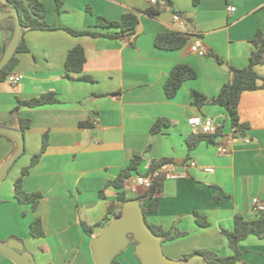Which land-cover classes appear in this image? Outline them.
Here are the masks:
<instances>
[{
	"label": "crops",
	"instance_id": "obj_1",
	"mask_svg": "<svg viewBox=\"0 0 264 264\" xmlns=\"http://www.w3.org/2000/svg\"><path fill=\"white\" fill-rule=\"evenodd\" d=\"M40 1L48 23L57 29L24 34L29 51L17 55L12 71L24 79L15 86L7 80L0 84V125L10 123L19 100L54 92L57 102L20 108V117L31 121V129L25 135L23 166L0 183V241L18 240L36 264H95L92 240L121 209L119 190L110 183L140 155L138 171L123 183L128 198L148 192L132 187L130 181L149 174L154 161L167 159L181 174L160 183L158 210L145 215L148 223L175 237L163 242L165 255L176 261L195 250L232 255L222 229L232 230L236 215L257 219L253 200L264 201V88L245 92L240 99L243 136L235 135L225 107L210 102L199 106L193 93L212 100L233 82L232 68L249 65L257 50V33L264 37V0H199L197 6L193 0H169V4L163 0L156 4L151 0H60V10L56 0ZM230 7L236 11L230 13ZM156 9H160L157 15L148 14ZM9 10L7 0H0V14ZM127 13L139 18L136 33L130 36L77 37L64 30H96L98 17L118 21ZM175 14L185 23L175 22ZM7 31L0 27V53ZM174 32L186 38L182 48L168 51L156 46L158 35ZM197 41L206 51L203 57L191 51ZM76 46L84 48L86 63L83 72L70 79L65 64ZM178 65L190 67L196 77L170 99L165 84ZM255 70L264 78V62ZM195 116L213 118L221 136L214 143L202 141L190 149L186 140L198 131L188 121ZM159 119L171 126L151 134ZM45 134L47 149L23 178L25 192L43 195L33 211L31 205L16 200L15 182L40 153ZM221 146L229 152L221 153ZM13 153L14 144L0 135V167ZM192 162L196 166H190ZM196 214L210 226L201 227ZM36 219L42 222V238L31 235L30 225ZM82 223L91 226L92 232L86 233ZM240 248L243 257L237 264H264V238L250 236ZM126 250L118 257L119 264H141L134 245ZM0 264L15 263L0 254ZM183 264L205 263L194 258Z\"/></svg>",
	"mask_w": 264,
	"mask_h": 264
},
{
	"label": "trees",
	"instance_id": "obj_2",
	"mask_svg": "<svg viewBox=\"0 0 264 264\" xmlns=\"http://www.w3.org/2000/svg\"><path fill=\"white\" fill-rule=\"evenodd\" d=\"M58 9H61V1L56 0ZM167 4H169V0H163ZM10 8L16 11L20 16V21L22 25V35L19 45L11 58L9 64L0 71V84L5 82L7 76L14 70L16 65L18 64L17 55L19 53L28 52L29 49L24 41V34L28 31H51L56 30L57 28L52 27L47 21V11L44 4L40 0H7ZM194 6H197L199 0H193ZM160 12V9L149 11V15L155 16ZM139 25L138 15L135 13H127L124 14L123 17L118 21H110L104 17H98L96 30L94 29H84V30H74L71 28H64L65 31L70 33L73 36L83 37H100L105 36L108 38L117 39L120 37L130 36L136 33L137 27ZM1 28H6L7 30H15V21L14 19H7L0 23ZM105 30L107 33H103ZM9 39L7 38L4 42V48L0 53V59L4 54V50L9 44ZM186 43V38L180 33H166L160 34L157 36L155 44L158 48L163 50H177L182 48ZM254 44L257 47V50L253 52L250 57L249 65L245 68H232L234 73V80L232 83L225 85L219 95L212 100H208L204 95L194 92L193 96L195 98L196 104L199 106L204 105L205 103H213L215 105H219L225 107L228 111L232 125L236 129V136H243L245 125H242L240 122L239 116V103L242 95L245 92L255 91L261 88H264V78H261L255 68L259 64L264 62V37L259 31L254 40ZM86 63V55L85 50L82 46H76L73 48L67 57L66 60V76L70 79L74 78L75 74H81L84 69V65ZM196 77V72L188 66L178 65L176 66L170 73L166 84H165V92L168 98L172 99L176 96L177 92L183 86V84L189 80ZM82 80H90L89 77H81ZM259 81H262L263 84L260 86ZM57 102L56 96L54 92L46 93L39 98L30 99V100H19L18 106L14 108L12 111L10 126L14 129L21 131L24 136L26 135V131L31 129V121L29 119H24L20 117V108L22 106H26L29 108H38L50 104H54ZM89 123H83L82 126H88ZM5 126V125H0ZM171 126V123L165 119H159L151 128V134L160 133L163 128ZM3 136V135H1ZM220 135L219 129H217L214 134H204L197 132L193 134L186 140V143L190 149L195 148L200 142L207 141L209 143H214L215 139H217ZM10 140L14 144V151L16 150L15 142L6 136H3ZM47 138L48 134H45L43 137V145L39 154L35 155L32 158L31 165L22 171V176L17 179L15 182V198L18 203L22 205H31L33 211H37L40 202L43 199V195L41 193H27L23 190V178L29 173L30 169L38 164L39 159L44 154L47 149ZM25 153V152H24ZM24 155V154H23ZM142 156L135 155L129 165L120 173L119 179L116 181H112L110 184L114 186L118 193V200L121 203V209L118 215L122 212L123 205L130 200H137L141 203V206L148 200H150L149 205L146 208H143L144 215L148 213H154L158 210L159 207V198L156 197V194L159 191L160 185L156 184L152 189L148 190V192L142 196L141 198H128L126 193L122 190L123 183L131 177V175L138 171V168L142 162ZM170 163L169 160L163 159L160 161H154L150 164L149 171L153 172L158 168L163 167L164 165ZM13 167V166H12ZM11 167V169H12ZM10 169V170H11ZM9 170V172H10ZM8 172V173H9ZM7 173V175H8ZM6 175V176H7ZM6 176L4 178H6ZM116 215V216H118ZM115 216V217H116ZM146 219V218H145ZM196 219L198 224L207 228L210 226L209 221L205 218L196 214ZM111 219H107V221L102 226H107ZM148 223V221L146 220ZM150 228L154 231L155 234L161 236L164 241L173 240L175 237L171 235V233L164 232L160 228L148 223ZM83 229L86 233L92 232V227L87 225L86 223H82ZM31 235L34 238H42L45 236V232L42 226V222L40 219H36L30 225ZM222 235L225 237L228 243V247L232 251V255L230 256H222L217 252L209 251V250H195L190 254H186L183 258V262H188L194 258H201L203 263L205 264H237L242 261L243 252L240 248L241 243L244 242L250 236H256L258 238H264V211L257 212V219L255 220H247L242 215H236L234 220V228L232 230L222 229ZM3 242V241H1ZM3 243H6L4 241ZM130 245H137V242L134 240L131 241ZM124 252V251H123ZM122 252V253H123ZM121 253V254H122ZM120 254V255H121ZM118 255L112 264H119Z\"/></svg>",
	"mask_w": 264,
	"mask_h": 264
},
{
	"label": "water",
	"instance_id": "obj_3",
	"mask_svg": "<svg viewBox=\"0 0 264 264\" xmlns=\"http://www.w3.org/2000/svg\"><path fill=\"white\" fill-rule=\"evenodd\" d=\"M14 19L15 30L7 31L9 44L0 59V71H2L13 57L22 35V25L19 14L9 10L0 14V23ZM0 135L11 138L16 144L14 153L0 167V183L7 175L11 167L25 152V136L7 124L0 126ZM137 242L135 254L141 264H183V261H175L165 255L163 251V238L154 233L146 222L143 207L137 200L127 201L120 215L101 231L92 240L91 248L95 264H112L115 258L125 251L131 241ZM0 254L4 255L15 264H36L32 254L25 250L24 245L18 240H10L7 243L0 241Z\"/></svg>",
	"mask_w": 264,
	"mask_h": 264
},
{
	"label": "built area",
	"instance_id": "obj_4",
	"mask_svg": "<svg viewBox=\"0 0 264 264\" xmlns=\"http://www.w3.org/2000/svg\"><path fill=\"white\" fill-rule=\"evenodd\" d=\"M152 4H156V0H151ZM228 11L230 13H233L236 11L234 7L228 8ZM173 19L175 22L178 23H185L182 16L179 14H175L173 16ZM191 51L193 53H196L200 57H203L206 55V51L202 48L200 42H195L191 46ZM264 59V58H263ZM24 79V76L22 74L11 72L7 76V82L11 85H17L20 84ZM189 124L194 127L198 132L204 133V134H214L216 133L218 129V125L216 124V121L211 117H203V116H195L189 119ZM229 142V141H228ZM220 152L223 154H227L229 152L228 148L226 146L220 147ZM190 166H196L195 162H192ZM206 172H212V169H206ZM181 176L180 173H177L175 170V165L173 164H166L161 168L156 169L153 172H150L147 175H138L131 179L130 185L132 187H143L145 190L152 189L156 184L160 185L165 180H172L177 179ZM253 203L256 207L257 212L264 211V201L259 199H254ZM68 264V263H67Z\"/></svg>",
	"mask_w": 264,
	"mask_h": 264
},
{
	"label": "rangeland",
	"instance_id": "obj_5",
	"mask_svg": "<svg viewBox=\"0 0 264 264\" xmlns=\"http://www.w3.org/2000/svg\"><path fill=\"white\" fill-rule=\"evenodd\" d=\"M26 156V155H25ZM24 157V156H23ZM23 157H20L16 162H15V164L13 165V167H12V169L10 170V172H9V177H11L12 175H14V173L17 171V170H20L21 169V167L23 166V164H24V159L25 158H23ZM126 251H128V250H126ZM127 255H129V252L128 253H126V254H124V257H126ZM172 259V258H171ZM196 260L197 259H201V258H199V257H197V258H195ZM172 260H174V259H172ZM176 261V260H175Z\"/></svg>",
	"mask_w": 264,
	"mask_h": 264
}]
</instances>
